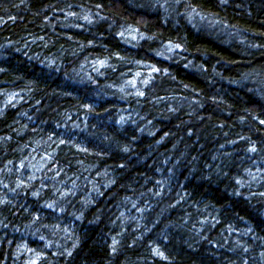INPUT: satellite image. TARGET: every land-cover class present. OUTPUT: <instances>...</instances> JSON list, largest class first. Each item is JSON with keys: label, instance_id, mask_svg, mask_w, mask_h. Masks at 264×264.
I'll use <instances>...</instances> for the list:
<instances>
[{"label": "trees", "instance_id": "trees-1", "mask_svg": "<svg viewBox=\"0 0 264 264\" xmlns=\"http://www.w3.org/2000/svg\"><path fill=\"white\" fill-rule=\"evenodd\" d=\"M261 121L264 0H0V264H264Z\"/></svg>", "mask_w": 264, "mask_h": 264}, {"label": "snow or ice", "instance_id": "snow-or-ice-1", "mask_svg": "<svg viewBox=\"0 0 264 264\" xmlns=\"http://www.w3.org/2000/svg\"><path fill=\"white\" fill-rule=\"evenodd\" d=\"M85 19H87V17H85ZM121 35H123V33H121ZM176 47L178 48V47H180V46H179V45H176ZM101 63H103V62H101ZM153 71H155V72H159L160 69H158V68H154ZM137 75H139V73H137ZM145 83H148V81H145ZM139 95H144V93H143V92H140ZM261 123L264 124V121H261ZM256 150H257V149H256L255 146H253V147L250 149V151H253V152L256 151ZM161 255H162V253H161Z\"/></svg>", "mask_w": 264, "mask_h": 264}]
</instances>
